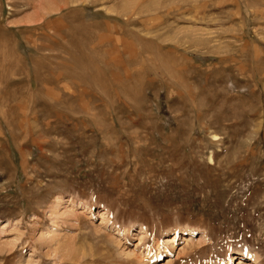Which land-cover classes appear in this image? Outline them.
Masks as SVG:
<instances>
[{
    "label": "rangeland",
    "instance_id": "obj_1",
    "mask_svg": "<svg viewBox=\"0 0 264 264\" xmlns=\"http://www.w3.org/2000/svg\"><path fill=\"white\" fill-rule=\"evenodd\" d=\"M0 264H264V0H0Z\"/></svg>",
    "mask_w": 264,
    "mask_h": 264
},
{
    "label": "bare ground",
    "instance_id": "obj_2",
    "mask_svg": "<svg viewBox=\"0 0 264 264\" xmlns=\"http://www.w3.org/2000/svg\"><path fill=\"white\" fill-rule=\"evenodd\" d=\"M80 67V66H79ZM56 226L54 225V223H52L51 224V226H49L48 228H47V232L45 233V234H50L51 232H53V230H54V228H55ZM185 232H187V231H185ZM173 241V240H172ZM169 242V241H168Z\"/></svg>",
    "mask_w": 264,
    "mask_h": 264
}]
</instances>
